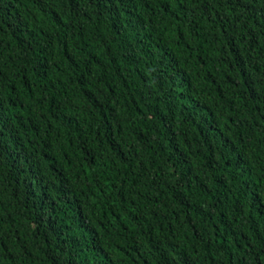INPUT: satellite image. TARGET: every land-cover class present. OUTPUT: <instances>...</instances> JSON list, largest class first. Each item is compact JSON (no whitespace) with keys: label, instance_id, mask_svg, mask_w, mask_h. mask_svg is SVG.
I'll use <instances>...</instances> for the list:
<instances>
[{"label":"trees","instance_id":"16d2710c","mask_svg":"<svg viewBox=\"0 0 264 264\" xmlns=\"http://www.w3.org/2000/svg\"><path fill=\"white\" fill-rule=\"evenodd\" d=\"M0 264H264V0H0Z\"/></svg>","mask_w":264,"mask_h":264}]
</instances>
